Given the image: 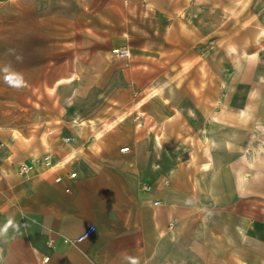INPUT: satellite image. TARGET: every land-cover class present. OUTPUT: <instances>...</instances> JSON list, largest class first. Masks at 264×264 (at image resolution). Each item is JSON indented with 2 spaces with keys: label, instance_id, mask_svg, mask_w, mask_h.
Listing matches in <instances>:
<instances>
[{
  "label": "crops",
  "instance_id": "crops-1",
  "mask_svg": "<svg viewBox=\"0 0 264 264\" xmlns=\"http://www.w3.org/2000/svg\"><path fill=\"white\" fill-rule=\"evenodd\" d=\"M49 1L56 0H41ZM104 1L81 0L90 26L79 21L88 30L102 25L104 35L113 34L111 21L113 14L120 18L122 0H110V7L120 3L119 11L107 9ZM13 22L15 34L31 33V26ZM168 34L178 64L174 78L167 79L184 83L175 89H208L210 73L215 90H222L224 75H234V69L195 61L191 49L176 57L185 31ZM119 49L129 56L112 51L104 56L111 75L98 91L107 92L101 104L106 113L31 115L23 129L0 131V264H264V190L241 194L230 160L220 157L238 152L240 132L252 120L246 126L233 107L225 115L229 100L217 98L210 100V112L202 109L205 100L188 97L127 103L131 84L139 86L141 77L150 78L143 83L147 91L160 80L150 67L160 56L146 43ZM76 94L77 85L72 98ZM252 105L255 101L247 106ZM129 106L134 125L122 134L119 127L130 114L120 113ZM203 130L217 147L228 145L215 148L211 159L203 149ZM20 164L28 170L19 173ZM91 224L90 236L63 242Z\"/></svg>",
  "mask_w": 264,
  "mask_h": 264
},
{
  "label": "rangeland",
  "instance_id": "rangeland-1",
  "mask_svg": "<svg viewBox=\"0 0 264 264\" xmlns=\"http://www.w3.org/2000/svg\"><path fill=\"white\" fill-rule=\"evenodd\" d=\"M82 3L81 0L48 3L41 0H0V131L13 126L23 129L24 121L31 115H70L76 111L86 116L106 113L101 104L108 96L107 92L98 91L111 75L105 54L108 51L114 53L113 47L119 49L128 45L131 48L146 43L160 56L150 67L158 70L154 76L160 80H155L153 86H161V98L166 99H163L165 102L174 96L176 99L205 100L202 109L210 112V100H229L227 105L230 107H224L225 115L233 107L234 111H240L246 126L252 120L250 129L240 132L242 139L238 152L221 153L220 157L230 160L241 194L251 191L250 178L253 177L256 179H252V190L263 191L264 0H122L120 18H114L113 14L111 21L113 34L105 35L100 24L99 31L87 29L89 19L84 15ZM120 3L111 7L119 11ZM103 4L107 9L111 8L110 0ZM54 17L58 19L55 21ZM14 20L31 26L27 27L31 33L27 32L26 37L23 31L15 34L13 30L17 29L14 27L17 23ZM119 27L120 32L116 33ZM176 28L186 34L180 38L182 44L176 48V57L191 49L196 53L195 61L202 58L208 66L234 69V75H224L222 90H215L217 87L210 82V73L207 74L206 86L211 87L200 91H177L175 84L184 83L178 79L174 84L167 79L174 78L178 64L168 34ZM249 68H254L256 74L248 75ZM213 76L216 78L218 75ZM141 78L142 86L131 84L127 103L156 98L150 97L153 86L150 91L143 90V85H146L143 83L150 79L148 75ZM76 85L77 94L72 98V89ZM251 101H255L256 107L247 106ZM176 109L182 111L183 107L177 106ZM250 110L255 112L247 113ZM126 111L120 113L130 114L119 127L122 134L128 133L134 125L131 120L135 115L134 107L129 106ZM78 113H75V119ZM203 132V149L207 141H211L212 152L215 148L222 150L228 146L225 143L217 147L216 139L206 134V130ZM209 206L217 204L210 202Z\"/></svg>",
  "mask_w": 264,
  "mask_h": 264
},
{
  "label": "built area",
  "instance_id": "built-area-1",
  "mask_svg": "<svg viewBox=\"0 0 264 264\" xmlns=\"http://www.w3.org/2000/svg\"><path fill=\"white\" fill-rule=\"evenodd\" d=\"M114 53L119 56V57H128L129 56V50L126 49H115ZM122 152L128 151V147H122L120 149ZM29 166L25 164H20L19 166V173L26 172L28 170ZM95 231V226L94 225H88L82 232H80L78 235H76L73 238H63V242L65 243H77L85 239L86 237L90 236L93 232ZM47 243L49 245H52V239L48 238ZM43 260H46V257H43Z\"/></svg>",
  "mask_w": 264,
  "mask_h": 264
},
{
  "label": "bare ground",
  "instance_id": "bare-ground-1",
  "mask_svg": "<svg viewBox=\"0 0 264 264\" xmlns=\"http://www.w3.org/2000/svg\"><path fill=\"white\" fill-rule=\"evenodd\" d=\"M114 50L115 49H113V52H114ZM161 91H162V88H161V86H153L152 87V89H151V96H159V97H161ZM164 99V98H163ZM165 101H166V99H164ZM77 118H78V116H77ZM75 120H78V122H80V124H82V125H84L85 124V122H84V120H82V119H80V118H78V119H75ZM92 126V125H91ZM97 132V131H96ZM43 135V134H42ZM231 136V135H230ZM22 142V141H21ZM25 142V141H24ZM34 147V146H33ZM205 147V150L208 152V156H209V158L211 157V158H213V156H212V144H211V141L210 142H208L207 141V143H206V145L204 146ZM24 151V150H23ZM210 158V159H211ZM64 159H67V157H65ZM63 159V160H64ZM62 160V161H63ZM15 162V161H14ZM205 164V163H204ZM252 179H256V178H250V182H251V186H250V190H252Z\"/></svg>",
  "mask_w": 264,
  "mask_h": 264
}]
</instances>
